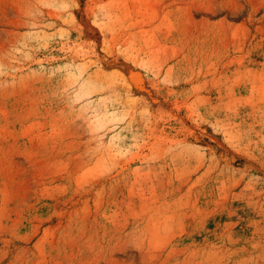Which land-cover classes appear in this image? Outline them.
<instances>
[{
    "label": "rangeland",
    "instance_id": "1",
    "mask_svg": "<svg viewBox=\"0 0 264 264\" xmlns=\"http://www.w3.org/2000/svg\"><path fill=\"white\" fill-rule=\"evenodd\" d=\"M0 264H264V0H0Z\"/></svg>",
    "mask_w": 264,
    "mask_h": 264
},
{
    "label": "bare ground",
    "instance_id": "2",
    "mask_svg": "<svg viewBox=\"0 0 264 264\" xmlns=\"http://www.w3.org/2000/svg\"><path fill=\"white\" fill-rule=\"evenodd\" d=\"M132 76L136 77V78H139V81L141 80V75L136 73V72H133Z\"/></svg>",
    "mask_w": 264,
    "mask_h": 264
}]
</instances>
